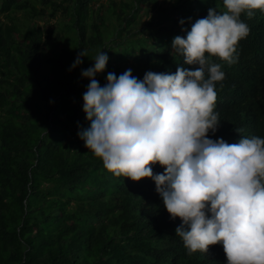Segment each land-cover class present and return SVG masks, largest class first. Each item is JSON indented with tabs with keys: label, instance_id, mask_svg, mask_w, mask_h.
<instances>
[{
	"label": "trees",
	"instance_id": "1",
	"mask_svg": "<svg viewBox=\"0 0 264 264\" xmlns=\"http://www.w3.org/2000/svg\"><path fill=\"white\" fill-rule=\"evenodd\" d=\"M95 2L0 0V264H227L220 243L189 254L154 180L114 176L78 135L91 124L81 73L100 51L109 57L101 86L128 69L140 80L174 74L183 65L174 37L209 8L223 12V0ZM45 18L55 24L42 26ZM240 18L250 34L236 62L212 57L225 78L208 138L229 144L264 138V11Z\"/></svg>",
	"mask_w": 264,
	"mask_h": 264
},
{
	"label": "clouds",
	"instance_id": "2",
	"mask_svg": "<svg viewBox=\"0 0 264 264\" xmlns=\"http://www.w3.org/2000/svg\"><path fill=\"white\" fill-rule=\"evenodd\" d=\"M223 7L209 8L186 37L172 41L194 70L180 65L174 74L148 71L140 80L128 69L108 73L101 86L95 77L109 57L100 51L81 73L90 80L83 111L91 124L78 135L114 176L154 180L170 217L182 221L175 231L189 254L220 243L227 264H264V138H208L220 124L215 86L225 78L212 57L236 62L239 41L250 34L241 14L264 11V0H223ZM85 56L80 51L72 67ZM157 163L162 174L153 173Z\"/></svg>",
	"mask_w": 264,
	"mask_h": 264
},
{
	"label": "rangeland",
	"instance_id": "3",
	"mask_svg": "<svg viewBox=\"0 0 264 264\" xmlns=\"http://www.w3.org/2000/svg\"><path fill=\"white\" fill-rule=\"evenodd\" d=\"M107 0H96V4H100V3H103V2H106ZM145 20V19H144ZM40 24L42 26H47V25H54L55 24V20H51V19H48V18H45L44 20L40 21Z\"/></svg>",
	"mask_w": 264,
	"mask_h": 264
}]
</instances>
